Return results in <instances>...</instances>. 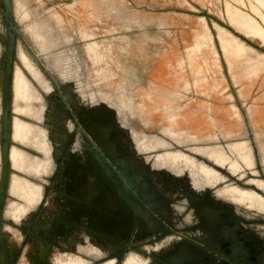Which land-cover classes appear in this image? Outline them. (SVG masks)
Returning a JSON list of instances; mask_svg holds the SVG:
<instances>
[{"label": "rangeland", "instance_id": "obj_1", "mask_svg": "<svg viewBox=\"0 0 264 264\" xmlns=\"http://www.w3.org/2000/svg\"><path fill=\"white\" fill-rule=\"evenodd\" d=\"M13 3L17 28L13 139L18 143V122L35 126L33 118H43V95L35 83L50 94L45 71L58 84L63 81L60 77L79 78L80 75L91 90L99 89L95 97L105 100L113 98L108 90L121 87L118 95L121 105L127 109L134 102L137 105L133 122L140 135L161 138L162 129L178 143L184 141V135L188 141H198L195 134L208 135L209 131H201L199 127L209 118L210 108L216 120L222 121L224 117L215 110L223 105L250 126L257 116L255 112L264 108V0H13ZM53 13L61 15L63 23L58 24ZM237 19L242 23L254 22L262 34L246 31ZM2 21L0 5V75L6 54ZM47 22L51 27L45 35L46 31L37 23ZM235 42L257 54L254 71L242 72L229 60L226 48ZM126 88L131 95L128 102L123 96ZM1 110L0 85V130ZM49 110L46 105L45 111ZM229 120L235 121L233 117ZM245 128L253 131L246 125L241 128L242 135L246 133ZM255 134L259 136L257 131ZM231 136L225 141L238 140V134ZM146 138L140 144L145 151L168 145ZM24 145L39 152L38 156L26 153L22 157L23 164L33 162L32 167H25V173L40 175L49 156L43 152V145L39 148L33 143ZM169 147L184 150L190 147V142ZM20 151L25 154L12 147L14 167L19 160L15 152ZM215 156L219 163L225 161L222 152ZM158 160L176 166L180 161L187 164L188 157L179 150L165 151L157 156ZM247 162L252 163L250 152ZM24 183L27 185V181ZM241 200L245 199H238Z\"/></svg>", "mask_w": 264, "mask_h": 264}, {"label": "flooded vegetation", "instance_id": "obj_2", "mask_svg": "<svg viewBox=\"0 0 264 264\" xmlns=\"http://www.w3.org/2000/svg\"><path fill=\"white\" fill-rule=\"evenodd\" d=\"M45 74L50 94L34 83L43 95L42 106L45 105L41 121L45 128L41 137L45 135L41 142L49 160L37 176L15 168L11 159L13 146L25 154L38 156L39 152L15 141L12 131L4 199L0 190V264H132V260L138 262L134 264H190V257L194 264H227V257L218 245L212 244L213 241L200 242L190 237L207 234L208 230L196 232L194 226L185 220L186 214L199 209L201 212L202 206L207 205L205 198L209 193L224 184L211 185L209 175L190 173V152L185 150L183 154L188 157L186 167L180 161V169L176 171L173 168L168 173L157 171L154 176L147 177L146 184L140 183L139 190H136L134 179L114 173L111 166L99 158L97 144L65 101L66 85L58 84L46 71ZM71 91L74 93L75 89ZM46 105L51 109L49 112L45 111ZM33 120L36 123H30L38 127L40 122ZM2 136L1 116L0 188L3 180ZM75 147L80 148L84 158L82 168L87 173L83 175L92 176L90 180L95 182L96 187L91 192L78 190L72 192L73 195L71 193V203L82 202L84 205L81 208L83 217L75 211L68 212L64 205H55L61 199L58 177ZM254 154L252 163L256 168L253 177L264 180V170L260 167L264 164L263 159L257 152L254 151ZM196 162L206 163L201 160ZM226 178L233 179L230 176L215 177L221 182ZM24 181H28L27 186ZM15 182H23L29 188L13 192ZM112 202L116 204L113 209L107 206ZM149 203L155 208L152 209ZM120 204L128 211L125 215L128 236L114 240L100 237L105 236L104 232L89 216L95 214L108 218L116 215L124 219ZM196 216L201 217L199 212ZM224 220L228 224L237 222L235 218Z\"/></svg>", "mask_w": 264, "mask_h": 264}, {"label": "water", "instance_id": "obj_3", "mask_svg": "<svg viewBox=\"0 0 264 264\" xmlns=\"http://www.w3.org/2000/svg\"><path fill=\"white\" fill-rule=\"evenodd\" d=\"M0 5L3 15L2 25L6 37L5 63L0 75L3 129V180L0 190L2 192V198L4 199L6 182L8 179V163L10 157L9 145L11 134L14 130V117L12 116L14 110L12 109V100L14 94V56L17 28L14 19L13 0H0ZM242 36L247 38L244 34ZM46 73L51 77L47 71ZM60 79L63 80L62 85H66L64 94L65 101L68 103L69 107L75 111L76 116L85 131L97 144L99 148V158L106 161L107 164L111 166L114 173L120 174L123 177L126 176V178L129 176L134 179V187L136 190H139L140 183L146 184L148 182L149 178L147 177L157 174V170L158 173H168L170 168L178 170V166L165 164L163 162H161V165H158L155 164V162H152L154 160L156 161L159 154H163L168 150H179L183 153H185V150H188L190 152L191 160L190 173L209 175V182L211 184L219 182V179H215V177L217 178L218 176H230L233 178H226V180L222 179L223 181L221 184H224V186L221 187V189L223 188L222 190H225L227 196L233 201L235 206L239 205L241 209L243 208L244 213L242 215L244 222L248 223L253 219L258 224H264V195L261 193H264V180L254 179L253 174L256 165L247 162L248 152L251 153L253 158L255 151L258 153L259 158L263 159L264 163V108H260L257 111L255 110L257 116L253 119L252 126L240 119V116H234V111L231 109L229 111L223 105L215 108L219 114L224 116L222 121L216 120L214 118L215 116L211 115L210 108L208 109V114L210 116L208 119H204L205 122L202 127H199L200 129L193 127L194 129H202L201 131H209L208 135H206V137H199L197 134L192 133L196 135V138H199L198 141H188L184 135V141L178 143L176 139L164 134L162 129L161 134L163 136L161 138L158 136L150 137L146 134L140 135L139 131L136 130L137 126L135 122H133L135 107L137 105L134 102L129 109L121 105V97L118 96L119 93H121V87H116L114 91L108 90L111 92L113 98L112 100H105L101 99L98 95L95 97V93L98 94L99 89L91 90L89 85L85 84L84 81H81L83 78L80 75L79 78L72 77L63 79L60 77ZM78 79H80L81 84L78 83ZM72 84H75V86ZM72 89H75V91H73L74 93H72ZM126 89L127 91L123 95L125 99H123L128 102L127 99L131 95L128 93V88ZM229 117H233L235 121L229 120ZM41 121H43V118L42 120H38L40 123ZM40 123L38 124V127H40L41 131H44L43 129L45 127L42 126L43 122ZM246 125L249 128L252 127L253 131L250 132V130L245 128L243 130H246V133L245 135H242L241 128H244ZM220 126H223L222 128H227V130L230 128V131L226 132L227 130H220ZM255 131L259 133V136L255 134ZM232 134H238V136H236L238 140L232 142L225 141L226 137H233L231 136ZM247 136L249 138H247ZM144 137H147V140L158 139L168 143V145L156 150L145 151L140 146V144L142 145L144 142V140L142 141ZM147 140L145 141L147 142ZM41 141H44L43 136ZM188 142H190L189 149H168L170 148V145L180 147V145ZM233 146H237V148ZM253 146L256 147V150H254ZM52 148L53 145L51 149ZM220 152L223 153L225 159L222 163H219L215 156V154L217 155ZM196 160L205 161L206 163H198ZM140 161H143L142 163H144L146 168L149 167V169L147 168L148 171H140V166L138 165V163L140 164ZM260 167L264 170V164ZM241 198H244L245 200L238 201V199ZM149 206L152 209L155 208L152 203H149ZM241 234L243 241L257 244L259 246L262 243L258 242L257 237L254 236L250 230L243 231ZM190 237L200 242H210L207 238L195 237L192 235H190ZM229 243L228 245L226 243L222 249L227 257V264H248L240 262L237 259L238 253L233 245V241H231L230 244Z\"/></svg>", "mask_w": 264, "mask_h": 264}, {"label": "crops", "instance_id": "obj_4", "mask_svg": "<svg viewBox=\"0 0 264 264\" xmlns=\"http://www.w3.org/2000/svg\"><path fill=\"white\" fill-rule=\"evenodd\" d=\"M168 149L171 150L172 148ZM82 156L83 155L80 148L75 147L73 149V152L66 160L61 175L58 177V188L61 189V199L60 201H56L55 204L58 206L64 205V208L68 212L72 211L73 213L75 211L76 213H74L79 214L78 216L80 217L84 216L83 212L81 211V208L84 205L82 204V202L80 204H77V202H75L76 204L71 203L70 201L73 199L71 197V193H75L78 190L91 192V190L96 189V187L94 186L95 182H92V179L90 180L92 176L83 175L87 172H85L82 168V164L84 163V158ZM142 162L143 161H140V164L138 163V165L140 166V171H148L149 167H147V169ZM152 162L161 165V162L159 161L154 160ZM176 166H178V169H180L179 164ZM184 166L186 167L187 165L184 164ZM173 171H176V169L173 168ZM88 174H90V172H88ZM219 182L220 184L222 183L221 180ZM219 182H214L211 185H216ZM222 189L220 188L218 190H212L205 198L207 200V205L202 206L201 212L200 209L198 211L196 210V212H199V214L201 215L200 218L196 216V212H190L186 214L185 220L188 223L190 222L192 226H194V231L196 232L200 231L201 229L208 230L207 234H198L196 237L210 239L211 241H213L212 244L218 245V248H220L221 250L223 249V246L226 245V243L228 245L229 242L231 243V241H233V245L235 246V249L238 253L237 259L240 262L248 264H264V224H258L253 219L248 223L244 222L242 215L244 213L243 208L241 209L239 205L235 206V204H233V201L227 196L225 190ZM63 190L65 192H63ZM74 193H72V195ZM167 198L169 199V197ZM107 206L113 209L116 207V204L114 202L109 204L107 203ZM77 208L78 210H76ZM119 208L121 209L122 214H124V219L118 218L116 215H111L108 218H102L101 216L98 217L95 214L89 216L99 227V230L101 229L100 231L104 232L103 235L105 236L100 237L114 240L119 237L128 236V221L126 219L127 216L125 217V215L128 214V211L126 210V206H124L123 204H120ZM227 218H235L237 219L238 223H229L228 227V222L224 223V219ZM247 230H250L252 234L257 237L258 242H262L260 246L242 240L241 233ZM134 263L138 262L132 260V264ZM190 264H194L192 257H190Z\"/></svg>", "mask_w": 264, "mask_h": 264}, {"label": "bare ground", "instance_id": "obj_5", "mask_svg": "<svg viewBox=\"0 0 264 264\" xmlns=\"http://www.w3.org/2000/svg\"><path fill=\"white\" fill-rule=\"evenodd\" d=\"M80 2V1H79ZM84 2V1H83ZM93 2V1H92ZM22 6H24V4H22ZM80 6V5H79ZM82 6V5H81ZM90 6V5H89ZM51 14V13H50ZM53 16L55 17L56 19V22L59 24V23H63L62 22V19H61V15L57 14V13H53ZM243 16H239L238 18H242ZM238 20V19H237ZM249 20V19H248ZM48 21V20H47ZM67 21V20H65ZM80 21V20H79ZM50 22V21H48ZM45 23V25H42L41 23H37V25L39 27H41L42 29H44L46 32H45V35H47L49 33L48 29L51 27V25L49 23ZM82 22V21H81ZM238 22L243 26L245 27V30L254 34V35H261L262 32L260 31V29L254 24V22H246V23H242L241 21L238 20ZM53 26V25H52ZM54 27V26H53ZM87 28V27H86ZM85 28V29H86ZM82 29V28H81ZM84 29V28H83ZM83 29L81 31H83ZM226 48V47H225ZM93 49V48H92ZM227 50V55H228V58L229 60L233 63L234 62V65L237 67V68H240L242 72H252L255 70L256 68V61H257V54L249 49L248 47L244 46V45H240L239 43L235 42V43H232L231 45L227 46L226 48ZM98 52V51H97ZM96 53V51H95ZM93 57V56H92ZM236 61H240L242 62L243 64L242 65H239ZM236 68V69H237ZM258 69V68H257ZM260 70V69H259ZM162 71V70H161ZM258 73V72H257ZM107 74V73H106ZM39 76V75H38ZM259 76V75H258ZM178 78V77H177ZM254 78V77H253ZM19 80V78H18ZM17 81V79H16ZM164 81V80H163ZM22 83V82H21ZM19 86V85H18ZM162 87V86H161ZM26 88V87H25ZM17 90V89H16ZM15 90V91H16ZM20 90V89H19ZM23 97V96H22ZM25 98V97H24ZM33 100H36V97L33 98ZM32 111H35V108L34 107H31ZM178 131H181V130H178ZM182 132V131H181ZM185 133V132H184ZM41 133H40V129H37L36 126H30L28 124H24V123H19L18 122V128H17V133H16V137L19 139V142L22 143V144H32L39 148L41 145H42V142H41ZM45 135V134H44ZM43 135V136H44ZM55 137V136H54ZM58 137V136H57ZM44 138V137H43ZM52 141V140H51ZM57 141V140H56ZM42 147V146H41ZM16 151H18V149H15ZM1 152V151H0ZM15 158L19 159L18 160V164H16L17 166H15L16 168L18 169H21L23 171H25V167L27 166H30L32 167L33 166V162L32 161H27L26 163H21V159L22 157H26V154H23L21 151L18 152V154L15 152ZM38 160V159H37ZM28 163V165H27ZM40 164V163H39ZM42 165V164H41ZM22 172V171H21ZM32 172V170H31ZM29 173V172H28ZM32 174V173H30ZM35 175V174H33ZM23 181V180H22ZM28 182V181H27ZM27 186V185H26ZM29 188L28 187H25L24 183L23 182H16L14 187H13V191L16 192V191H19L22 189L26 190ZM32 191V190H31ZM30 191V192H31ZM33 193V191H32ZM31 194V193H30ZM27 195H29L27 193ZM31 197V196H30ZM29 197V198H30ZM35 198V197H34ZM33 198V199H34ZM23 199V198H22ZM31 199V198H30ZM37 199V198H36ZM24 203V202H23Z\"/></svg>", "mask_w": 264, "mask_h": 264}]
</instances>
